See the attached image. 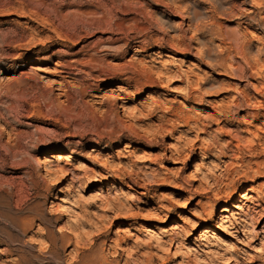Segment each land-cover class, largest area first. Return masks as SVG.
I'll list each match as a JSON object with an SVG mask.
<instances>
[{
	"label": "rangeland",
	"instance_id": "rangeland-1",
	"mask_svg": "<svg viewBox=\"0 0 264 264\" xmlns=\"http://www.w3.org/2000/svg\"><path fill=\"white\" fill-rule=\"evenodd\" d=\"M255 1L0 0V264H264Z\"/></svg>",
	"mask_w": 264,
	"mask_h": 264
},
{
	"label": "bare ground",
	"instance_id": "bare-ground-1",
	"mask_svg": "<svg viewBox=\"0 0 264 264\" xmlns=\"http://www.w3.org/2000/svg\"><path fill=\"white\" fill-rule=\"evenodd\" d=\"M249 1L251 3V6H252L251 8H254L255 9V8H259L261 6V4L258 3L255 0H249ZM212 9H213L212 10V13H214V14L216 13V14H218L220 16H228V15L232 14L231 13V9H226V10L224 9V10H222L219 7H216V6H214ZM251 15H254V13L252 11H248V13H246V15H243V17L240 16V15H236L235 20H245V21L253 20L252 17H251ZM133 24H134V26H133L134 29L144 32L145 29L144 28H141L140 26H138L136 22L133 21ZM258 25L260 27L262 26V28H264V18L263 17L262 18H259ZM167 26H170V25L167 23ZM115 27L118 28V30L120 31L119 28L122 27V24L119 23V22L118 23L116 22L115 23ZM171 28L175 29L176 26H174V25L172 26L171 25ZM192 29L195 30V31H197V32L199 31V27L197 25L195 27H193ZM252 40H258V36L256 34H254V33H250L249 34V39H244V41L242 42V45L240 47L242 59L245 62V64L247 65V68L249 70H251V67L249 65V62L247 61V55H248L249 46H250ZM166 42H167V44L169 45V47L171 49H175V48L181 46V40L179 38L178 39H175V38L168 39V41H166ZM165 43H164V41H160V43H159L160 52H162L164 50L162 46H164ZM135 44H137V45L134 47L133 51L135 53L136 52L139 53L140 51H142V49H143L142 43L141 42H135ZM160 52H158L157 54H160ZM263 52H264V49L263 50L261 49V50H259L258 53L259 54H262ZM205 55H207V58H208V53L205 54ZM56 66L60 70L58 73L60 74V76H62V78H60V80L68 79V77H67V75H69L68 71H71L73 68L64 67L63 64H58ZM67 68H70V69H67ZM253 73L256 74V72H254V71H253ZM256 75H258V79L264 80V74H263V76L260 75V73L259 74L257 73ZM56 84L58 85V87L60 88V90L63 91V89L65 88V86L62 85L61 83H56ZM219 91H220V88L219 87H216L215 88V87L211 86V89H209V92L217 93ZM202 101L203 100H201V102ZM209 148H211V147L209 145H207L206 149H203L202 148L201 150L206 153V152L211 151V149H209ZM54 151H55L54 149H49V151H45L42 154L45 155V154L52 153ZM94 153H96L98 157L95 155V156L92 157V160L95 161V162H97V160L99 158V152L95 150ZM140 155L144 157V156H148L149 153L147 151L142 150V151H140ZM63 161L65 162V166H69V163H71L73 161V157L70 156V155H65ZM41 166L44 169H46V163L45 162L42 161L41 162ZM102 166L104 168H106V165L105 164H103ZM76 169L79 170V171H88V172L89 171H92V168H91V166L88 163H86L84 161H79V160L76 162ZM59 173L60 174H65V175H69V172L68 171H63V170H60ZM110 189H117V188H116L115 184H112L111 187H110ZM118 192L120 194H126V192L122 188L118 189ZM234 197H235V194H233V196L231 197V200H234ZM222 212H227V211L224 209ZM233 216L234 215H231L230 218H233ZM227 217L228 216H221L222 219H226ZM212 219L213 218H211L210 221H212ZM236 221L237 220H235V222ZM236 225H237V223H236ZM164 234H168V233L167 232H164ZM202 234H203L202 236L208 235V230L207 229L204 230ZM169 241L171 243H173V239H170ZM90 264H92V263H90ZM94 264H96V263H94Z\"/></svg>",
	"mask_w": 264,
	"mask_h": 264
}]
</instances>
